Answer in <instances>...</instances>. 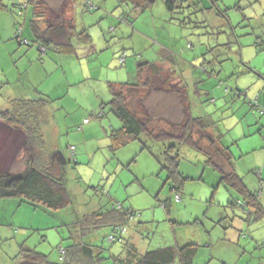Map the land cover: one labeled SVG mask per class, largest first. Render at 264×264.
Listing matches in <instances>:
<instances>
[{
    "label": "rangeland",
    "instance_id": "obj_1",
    "mask_svg": "<svg viewBox=\"0 0 264 264\" xmlns=\"http://www.w3.org/2000/svg\"><path fill=\"white\" fill-rule=\"evenodd\" d=\"M178 1L184 9L176 8L171 14L166 0H156L146 9V0H46L53 10L45 21L64 11L67 19L74 20L77 34L87 30L92 42L84 45L73 37L74 55H59L50 49L40 59L33 37L30 40L22 34L16 39L19 27L13 34L6 27L10 18L19 19L18 26L23 24L24 15L18 16L20 0H4L8 11L1 12L0 18L9 21L4 20V25L0 21L2 98L31 87H41L37 92L46 96L51 90L54 97L58 82H65V78L71 83L79 81L82 72L90 78L91 69L98 78L65 89L41 118L47 152L58 148L65 159H72L62 173L73 205L51 210L34 208L16 198L0 200V264H27L26 250L42 254L41 264H63L67 257L61 250L66 252L74 244L95 247L96 258L98 253L102 257L96 264H116L119 262H114V257L125 256L126 242L142 254L194 243L199 246L194 264H264V105L257 103L259 89L264 87V0ZM27 10L25 25L32 36V6ZM122 19L127 21L122 23ZM229 22L235 24V30L225 27ZM39 27L43 29L41 24ZM25 38L30 46L21 44ZM162 52H170V62ZM120 58L132 60V73L140 60L168 62L177 77L164 73L167 83L163 89L129 92L130 110L150 118L151 128L177 134L168 123L171 118L174 122L184 120V106L170 90L179 89L181 79L187 86L192 115L203 114L214 124L212 135L220 137L221 145L233 153L231 165L218 162V166L225 172L233 169L244 179L257 195L260 210L245 205L243 195L220 183L221 173L207 162L205 152L180 144L176 138L165 143L146 136L141 139L157 155L165 147H177L179 171L188 179L183 185L168 180V171L151 152L142 151L141 141L111 150L110 132L122 124L105 106L111 95L102 104L99 90L110 94L108 82L132 80L133 74L126 73L127 66ZM54 61L65 71H61L63 78L45 79L41 66ZM23 63L21 73L18 68ZM28 78L31 83L26 82ZM251 88L255 89L252 93ZM261 99L264 102V94ZM102 112L104 117L98 118ZM89 124L94 132L86 139L83 135L88 134ZM209 141L202 139L200 144L207 148ZM20 142L18 139L16 144L21 146ZM70 146L77 148L72 157ZM7 147L2 153L5 166L14 156H8ZM56 169L58 172V166ZM4 171L2 167V174ZM167 202L168 209L164 207ZM119 204L122 211L131 212L122 224L126 227L122 242L109 240L114 227L90 231L82 227L85 217Z\"/></svg>",
    "mask_w": 264,
    "mask_h": 264
},
{
    "label": "trees",
    "instance_id": "obj_2",
    "mask_svg": "<svg viewBox=\"0 0 264 264\" xmlns=\"http://www.w3.org/2000/svg\"><path fill=\"white\" fill-rule=\"evenodd\" d=\"M146 1V6L150 8L156 2V0ZM178 2V0H166L165 5L169 13H175L174 10L176 8L184 9L181 4H177ZM183 2L184 0L180 1V3ZM24 6H32L38 19L50 18L49 12L53 10L46 0H20L18 9L23 10ZM5 10H8V6L4 4V0H0V13ZM45 22L47 23L45 30H42L37 23H34L33 30V43L38 45L42 53H47L50 49L59 54L73 53V37H76V39L85 45L91 43L87 30H83L77 34L74 20L67 19L64 11L59 13L54 20ZM182 24H184V21ZM27 45L30 46L29 44ZM169 53H163L164 59L169 57ZM164 73V70L158 63L139 61L131 81L123 84H109L111 100L105 106L109 108L110 112L122 124L119 129L111 130L110 132L111 150L114 152L137 140L141 141L142 149L151 152L152 156L162 166V169L168 171V180L172 179L183 185L182 183L188 179L179 171L180 156L177 147L175 145L165 147L161 155H157L141 139L142 136H146L150 141L165 143L172 138H176L180 144H186L200 152H205L208 156L207 162L221 173L220 183H224L229 190H234L243 195L245 205H251L260 210L261 204L258 201L257 195L249 191L244 179L233 169L230 172H225L218 166V162L231 165L232 154L230 148L221 145L220 137L211 138L208 135V130L214 127V124L202 117H193L188 100L187 86L170 90V92H173V94L180 98L184 106V120L171 124V127L178 130L177 134L164 128H160L159 130L151 128L149 126L150 118H144L130 110L128 93L140 90L151 92L163 89L167 83ZM238 95L241 96L240 92H238ZM48 103L44 98L17 100L11 103L10 109L0 114V118L9 126L23 131L29 153L26 158L24 157V171L18 173L6 172L0 175V200L16 198L19 199L20 203L28 204L34 208L45 207L51 210H65L73 205V200L64 185L62 172L72 159L70 161L65 159L58 148L53 153H49L46 150V142L42 129L45 124H43L44 117L42 114H45ZM102 110H104L103 107ZM102 117H104V112L98 116V118ZM41 118H43V121ZM88 122L89 120H86L85 123ZM196 136H198V140H196ZM202 139L210 140V145L207 148L201 146L200 141ZM71 147L68 150L72 157L75 151L72 153ZM57 166L58 172H56ZM180 189L181 187L178 186L176 190L180 191ZM229 204L234 205V202H229ZM169 206L168 202L164 205L167 209ZM122 209V205H114L112 209L106 212L100 211L85 217L82 227L89 231L101 227H114L113 234H115L117 227L126 228L122 224L131 215V212L127 210L122 211ZM124 234L117 236V241L113 243L122 242ZM94 249L95 247L87 244H74L65 252L67 258L64 259L63 264H96L102 257L98 253L96 258ZM124 250L125 256L123 258L114 257V262H119L116 264H194L199 246L194 243L183 246L172 245L142 254L135 245L126 242ZM24 252L25 250L23 251V255ZM26 252L27 254L24 256L29 262H42V254L31 250H26Z\"/></svg>",
    "mask_w": 264,
    "mask_h": 264
},
{
    "label": "crops",
    "instance_id": "obj_3",
    "mask_svg": "<svg viewBox=\"0 0 264 264\" xmlns=\"http://www.w3.org/2000/svg\"><path fill=\"white\" fill-rule=\"evenodd\" d=\"M30 7V6H29ZM146 8H148V6H145L144 7V9H146ZM28 9V6L26 7V9L24 8V10H23V13H25L24 14V20H23V26L22 25H20V26H18V24H21L20 23V21H19V19L17 20V19H12V18H10V21L7 19V18H2V16H1V18H0V21H1V25H4V20H6V22L7 21H9V26H8V24H6V27L7 28H11V31H12V34H13V31L14 32H16V29L18 28V27H20V28H22V33H21V37H22V34H23V36H26L27 38H29L30 40H31V37H33V39H32V42L34 41V23H37V25L39 26L40 24L43 26V29L42 30H45L46 29V27H47V23L44 21V19H38L37 17H36V15H35V12H34V9H33V7H32V17H33V19H32V21L30 22V25H31V30H32V36H31V33L30 32H28L27 31V27H26V20H27V18L28 17H26V12L28 11L27 10ZM5 11H8V10H5ZM21 11V9H18V12H20ZM4 12V11H3ZM18 16H20L19 15V13H18ZM21 17V16H20ZM122 23H124V22H122ZM128 24V23H127ZM225 25V27L227 26V27H231L232 29H234L235 30V24H232V22H229V23H226V24H224ZM239 25L237 24V27H238ZM125 29H129L128 27H126ZM85 30V29H84ZM83 31V30H82ZM135 31V30H134ZM90 35V34H89ZM237 38V37H236ZM16 39H17V37H16ZM90 39H91V42H92V38H91V36H90ZM24 40H26V41H28L29 42V40L28 39H24ZM23 40V41H24ZM23 41L21 42V44H24V45H26L25 43H23ZM82 43V42H81ZM34 44V43H33ZM83 44V43H82ZM89 44H91V43H89ZM29 45H31V42H29ZM35 45V44H34ZM85 45V44H84ZM88 45V44H87ZM28 46V45H27ZM37 47H38V45H36ZM73 46H74V51H73V53H71V54H59V55H67V56H71V55H74L75 54V45H74V43H73ZM38 51L40 52V56H39V58L41 59L42 58V56H44L46 53H42L40 50H39V48H38ZM162 53H165V52H162ZM28 55V61L29 62H32V61H30V58H32V57H30L31 56V53H28L27 54ZM169 55V57H167V60H169V62H170V60H171V58H172V55H170V53L168 54ZM77 59H80V58H78L77 57ZM166 59V58H165ZM73 60V59H72ZM71 59H68V61H72ZM157 60H159V59H157ZM152 61V62H155V63H158L161 67H162V69L164 70V72L166 73V74H168V75H171L170 77H177L176 76V72H172V70H173V68H172V70L169 68V66L167 65L168 64V62H167V64H163V62H165L163 59H161V61ZM130 61H132V60H130V59H125V64H126V66H127V69H128V71L126 72L127 74H134V73H132L133 72V69L129 66V63H130ZM140 61H144V60H140ZM147 61V60H146ZM120 62H121V58H120ZM147 62H151V61H147ZM122 63V62H121ZM139 63V61L137 62V64ZM24 68H25V65H24V63L22 64V67L20 68H18V71H20L21 72V70H24ZM131 68V69H130ZM84 69L83 68H81V71H83ZM41 71H43V76H44V78L45 79H50V78H52L53 76H54V79H56L57 80V77H58V75H60V77H62L63 78V73L65 72L61 67H59V65L58 64H56V62L54 61V63H51L50 65H47V66H41ZM61 71H63V73H61ZM24 72H26V71H24ZM22 73V72H21ZM90 74H91V77L90 78H88V77H86V75H84V73L82 72V74H81V80H80V78H79V81H76V82H74V83H71V82H69V78H65V82H58L57 83V86H56V95L53 97L52 96V93H51V90L50 91H48V92H46L45 94H47L48 96H46V95H44V94H42V93H40V92H37V91H40V89H41V87H31V88H29L28 90H26V89H22V90H17V91H15V92H10L9 94H8V96H4L3 98L1 97V93H0V114L2 113V112H4V111H6V110H8V109H10L11 108V103L13 102V101H17V100H35V99H38V98H44V99H46L49 103L47 104V108L51 105V103H53V102H55V101H58V100H60V96H63V94H64V90L66 89V91H67V88H69V87H72L73 85H77V84H80V83H82L84 80H86V81H90V80H92V81H94L95 82V79L96 78H98L97 76H95L94 75V73H93V71H92V69L90 70V72H89ZM121 73V72H120ZM263 74V73H262ZM119 75H121V76H123L124 74H117V77H120ZM89 76V75H88ZM133 76V75H132ZM260 78L262 77L261 76V73L258 75ZM179 78V77H178ZM180 79V78H179ZM120 80V79H119ZM67 81H68V83H67ZM180 81L182 82V84L179 86V88H183L184 86H186L185 84H184V82L180 79ZM27 83H31V80L28 78L27 79V81H26ZM125 81L124 80H122L121 79V81L119 82H116L115 84H123ZM112 82H108V84H111ZM0 84H2L1 82H0ZM60 86H62L63 88H61V90H59V87ZM237 88H239V87H237ZM101 90H99V92L101 93V95H100V98H101V102H102V104H104L105 102H108L107 100H108V96L110 95V94H107L106 93V91L104 92L103 90H102V88H100ZM255 89H250V92L252 93L253 91H254ZM108 91H109V88H108ZM238 92H240V94H242V90L241 89H239V91ZM264 94V87H262V88H260L259 89V94H258V97H257V103H260V104H262V105H264V102H262L261 100V98H262V95ZM248 95H249V92H248ZM97 101H99V97H98V99H97ZM211 101H214L213 99L211 100ZM215 103L217 104V101H215ZM254 107V106H253ZM194 117V116H193ZM200 118V117H202V118H204V116H203V114L202 115H200V116H197L196 118ZM205 119V118H204ZM86 120L87 119H85V121L84 122H86ZM181 121H182V119H181ZM171 122V123H170ZM170 122L168 123L169 125H170V128L169 129H171V124L172 123H179L180 122V120L178 119L177 120V122H174L173 120H172V118L170 119ZM169 125H167L168 127H169ZM91 126V124H89V126L88 127H86V130L88 131V134L86 135V134H84L83 135V137H85L86 139H88V135L90 134H93V130L91 129L92 127H90ZM83 127V126H82ZM165 129V128H164ZM211 129H213V127L212 128H210L209 130H208V135L209 136H211L212 138H214V136L212 135L213 133H215V131H213V133L210 131ZM11 137V138H10ZM9 138H10V140H9ZM12 139V140H11ZM19 139L21 142H20V144H21V146H19V145H17L16 144V142H17V140ZM15 141V142H14ZM221 142V141H220ZM223 142V141H222ZM10 143V144H9ZM224 143V142H223ZM14 144H16V146L14 145ZM226 144V143H225ZM8 146L7 147V151H8V153H9V155L8 156H12V154H14V156H12L13 157V160H12V163L11 162H9V163H11V164H8L7 163V165L5 166L4 164L2 165V153H3V148H4V146ZM13 145V146H12ZM72 147H74V146H72ZM14 148V149H13ZM261 148H263V147H261ZM13 150H15V151H13ZM11 151V152H10ZM26 151H28V148H27V146H26V139H25V135H24V133H23V131L22 130H20V129H18V128H14V127H11V126H9L5 121H3L1 118H0V173L2 174V167H4L5 168V171H4V173H6V172H8V173H18V172H22V171H24V169H25V163H24V157L26 158V156L27 155H22L23 154V152H26ZM69 151V150H68ZM76 151H77V148L75 147V154H76ZM142 151H144V150H142ZM247 153H249V151H246ZM70 153V152H69ZM69 153H68V155H69ZM231 154H233V153H231ZM73 155V154H72ZM19 156H21L20 158H18ZM70 156V155H69ZM234 156L232 155V158H233ZM8 162V161H7ZM247 186V185H246ZM250 191V190H249ZM251 192V191H250ZM186 245V244H185ZM179 246V245H178ZM30 263H32V264H41V263H33V262H29L28 261V263L27 264H30ZM48 264H50V263H48Z\"/></svg>",
    "mask_w": 264,
    "mask_h": 264
},
{
    "label": "built area",
    "instance_id": "obj_4",
    "mask_svg": "<svg viewBox=\"0 0 264 264\" xmlns=\"http://www.w3.org/2000/svg\"><path fill=\"white\" fill-rule=\"evenodd\" d=\"M24 8L26 9V6H24ZM24 8H22L23 10H24ZM23 10H21L20 12H19V15L20 16H23ZM127 20H125V19H123L122 20V22H126ZM21 33H22V28H20L19 27V29H18V31H17V35H16V37L17 38H21ZM23 43H25V44H28L29 42L28 41H26V40H24L23 41ZM121 62L122 63H124L125 62V58H123L122 60H121ZM71 152L73 153L74 151H75V147H71ZM176 199H179V197H176ZM126 232V228H124V227H117L116 229H115V234H112V235H110L109 236V240L111 241V242H115V241H117V236H121L122 234H124ZM61 253H65V251H63V250H61Z\"/></svg>",
    "mask_w": 264,
    "mask_h": 264
},
{
    "label": "clouds",
    "instance_id": "obj_5",
    "mask_svg": "<svg viewBox=\"0 0 264 264\" xmlns=\"http://www.w3.org/2000/svg\"><path fill=\"white\" fill-rule=\"evenodd\" d=\"M29 44V43H28ZM27 45V44H26Z\"/></svg>",
    "mask_w": 264,
    "mask_h": 264
}]
</instances>
